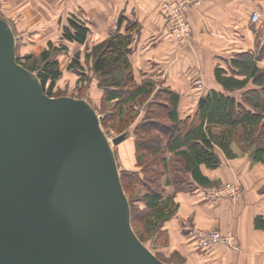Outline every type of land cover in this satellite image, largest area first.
<instances>
[{"label":"water","instance_id":"obj_1","mask_svg":"<svg viewBox=\"0 0 264 264\" xmlns=\"http://www.w3.org/2000/svg\"><path fill=\"white\" fill-rule=\"evenodd\" d=\"M0 264H167L133 227L97 110L86 98L49 95L18 61L1 14Z\"/></svg>","mask_w":264,"mask_h":264},{"label":"crops","instance_id":"obj_2","mask_svg":"<svg viewBox=\"0 0 264 264\" xmlns=\"http://www.w3.org/2000/svg\"><path fill=\"white\" fill-rule=\"evenodd\" d=\"M162 1L6 0L4 16L12 20L15 34H31L34 46H48L50 42L93 46L118 29L123 15L122 32L129 21L139 23L130 55L136 78H153L157 87L167 86L176 92L181 118L194 116L212 90L241 99L246 88L225 90L216 69L221 67L224 74L243 78L233 60L245 56H251L264 69V0H203L193 5L186 14L193 37L184 47H179L168 32ZM256 11L261 17L254 22ZM73 16L89 27L84 43L64 36ZM215 151L221 160L218 166L200 165L208 185L183 170H179L182 177L174 171L165 177L166 192L174 194L179 203L175 216L163 225L170 234V249L178 252L181 264H264V159H255L254 148H245L236 140L230 143V155L217 144ZM168 157L171 159L172 153ZM237 177L243 194L236 202L208 197L211 188ZM192 228L232 232L237 246L199 249Z\"/></svg>","mask_w":264,"mask_h":264},{"label":"trees","instance_id":"obj_3","mask_svg":"<svg viewBox=\"0 0 264 264\" xmlns=\"http://www.w3.org/2000/svg\"><path fill=\"white\" fill-rule=\"evenodd\" d=\"M123 21L124 16L121 15L118 20V29L95 44L86 54V58L93 62V69L100 77L98 86L104 92L103 99L116 101L119 104L117 112L112 110L101 112L102 124L118 116L124 118L125 106L140 96H147L148 99L154 92L156 96H160L156 98L157 100H153L150 107L155 110L158 106L155 112L163 109V120L155 119L160 124L157 128L159 132L138 140L143 152L151 149L155 154L161 153L159 164L162 170L154 175L156 180L150 177L153 179L154 186L148 182V191L144 195L147 207L146 223L160 229L167 220L175 216L179 208L174 194H166L165 187L159 186L160 178L158 177H162L161 175L166 177L169 174L172 160L176 162L179 170L190 172L199 183L208 185V178L203 175L200 165L205 163L216 167L220 164L221 160L215 151V144L230 155V143L236 140L245 148L248 146L254 148L255 159H264V69L259 68L251 56L233 60L238 73L245 75L243 78L226 75L223 68L217 67V79L225 90L235 91L246 88L241 99L212 90L194 116L181 118L178 112L179 96L176 92L167 86L157 88L155 81L150 78H145L142 83L136 81L130 55L131 43L135 32L139 29V23L129 21L125 31L122 32L120 27ZM88 33L89 27L77 16L70 17L69 25L64 28L65 38L81 43L86 41ZM49 45L58 46L53 42ZM61 46L67 49L66 45ZM78 57L77 54L70 67H78L80 73H83L84 66ZM42 58L46 60V63L40 70L27 65L20 59L18 61L30 70L37 71L45 91L52 95L55 81L61 75L59 62L56 59L48 60L49 50L42 52ZM151 120V117L147 116L142 125L149 126ZM169 153H172L171 159L168 157ZM140 179L146 180L145 176ZM131 212L133 220L132 205ZM138 236L143 241L139 234ZM181 260L183 262V259ZM165 262L168 264L167 261Z\"/></svg>","mask_w":264,"mask_h":264},{"label":"rangeland","instance_id":"obj_4","mask_svg":"<svg viewBox=\"0 0 264 264\" xmlns=\"http://www.w3.org/2000/svg\"><path fill=\"white\" fill-rule=\"evenodd\" d=\"M5 3L6 0H0V14L4 18ZM192 6L193 5H191L189 8ZM5 19L9 21L7 18ZM11 23H13L12 20L10 24ZM191 30L192 36L190 41L193 37L192 27ZM15 31L17 32L16 29ZM15 37L17 43V57H19L18 59L27 65L37 70L42 69L46 63V60L42 58V52L44 50H49V61L55 59L58 60L61 75L55 81V86L51 96L71 95L77 98H86L88 101H91L100 118L102 116L101 112L106 110H112L114 112L118 111L119 104L116 103V101H105L103 99L104 92L98 86L100 77L93 69V62L86 58V54L95 44L93 46H66L67 49H63V46H34L35 38H32L33 36L31 34H15ZM190 41L187 44H189ZM176 44L178 46L187 45H179L177 42ZM77 54L79 56V60L84 66V69H82L83 73H80L78 67H70ZM34 72L37 73V71ZM138 77L140 78L142 75H138ZM143 80H145V78H141V80L136 78L138 83H142ZM127 94L128 92L126 95ZM158 97L160 96H156L155 92L150 95L148 99L147 96H140L135 101L125 106V110L123 112L124 118H122V116H118L104 122V124L101 122V124L113 144L120 174L122 175L123 185L127 196L131 201L133 208V227L142 237L144 243L149 248H151L153 252L157 253L161 259L167 261L168 264H180L182 258L178 252L174 250L171 251L170 249L171 239L168 231L163 227L160 229L154 228L153 226H149L146 223L147 207L145 204L144 195L148 191L147 183L149 182L153 184V179H150V177L155 179L154 175L158 171L162 170V167L160 166L161 164H159V157L161 153L155 154L151 151V149H146L148 151L143 152V149L139 147L138 140L147 138L146 135L150 137L152 134L154 135L159 132L157 128L160 124L155 121V119L159 121L163 120V109H159L161 107L159 106L158 109L160 111L158 110L157 113L155 111L157 110L158 106L155 110L154 108H150L153 100H157L156 98ZM147 116L151 117V124L149 126L142 125L143 122H145ZM122 133L127 134L126 138L118 144L113 143V138ZM170 171H174L177 177L183 176L180 174L174 160L171 161ZM144 176L146 180L143 181L140 178H143ZM161 176L162 177H158L160 178V187L164 186L165 184V177H163V175ZM234 180L241 182L240 178L238 177ZM166 194L168 193L166 192ZM242 194L243 184L241 195Z\"/></svg>","mask_w":264,"mask_h":264},{"label":"built area","instance_id":"obj_5","mask_svg":"<svg viewBox=\"0 0 264 264\" xmlns=\"http://www.w3.org/2000/svg\"><path fill=\"white\" fill-rule=\"evenodd\" d=\"M202 1L203 0H164L161 2V13L168 28V32L179 45L187 44L192 36L191 25L186 15L188 8ZM260 17V12L256 11L253 13L252 20L257 22ZM241 192L242 183L232 180L211 188L208 192V197L216 199L227 198L232 202H236ZM191 234L196 246L202 250H210L218 245H225L227 247L237 246L235 235L232 232H222L217 229L192 228Z\"/></svg>","mask_w":264,"mask_h":264}]
</instances>
